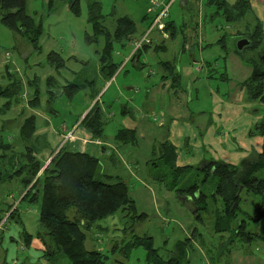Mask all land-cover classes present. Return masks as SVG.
<instances>
[{
    "label": "crops",
    "instance_id": "obj_1",
    "mask_svg": "<svg viewBox=\"0 0 264 264\" xmlns=\"http://www.w3.org/2000/svg\"><path fill=\"white\" fill-rule=\"evenodd\" d=\"M168 1L155 0V7L150 9L152 14ZM178 1L185 12L193 14V11H198L199 16L214 19L210 15L214 8L207 7L206 0H176L172 7ZM240 1L227 0L232 12L239 13L241 7L245 6L243 21H228L232 24L241 21L245 25L244 32L236 31V35H251L257 25L264 29V0H243L238 4ZM169 18L173 22L171 14ZM175 25L179 31L175 36L171 35L169 41L159 43L156 36L150 47L144 48L139 58L131 61L128 57L132 42L141 37L139 35L145 29L137 31L130 48H117L115 53L116 57L121 58V65L109 80L105 78L100 62L105 45L99 47L95 44L99 43L96 31L92 39L89 38L90 46L84 49H77L75 41L73 48H69L62 44L63 38L45 34V31L39 38V50H35L31 44L32 48L12 44L11 48L0 49V85L15 88L9 96L0 95V132L7 133L12 145L7 158L1 162L7 176L0 185L1 214L7 206L8 209L11 207L17 196H20L18 202L33 205L22 201L28 189L21 184L20 178H8L24 164L22 160L27 149H35L38 159L48 165L60 149L67 146L98 158L104 174L125 179L139 212L147 214L148 219L151 214H157L165 221L171 219L176 225H181L186 234L192 232L195 225L193 215L174 191L151 180L149 162L158 159L160 146L169 142L176 148L177 166L189 169L185 173L186 180L196 170L204 172L198 169L204 162L223 161L237 166L253 153L262 152L264 138L254 134L253 127L264 117L257 109L258 105L254 104L260 101H251L242 86L252 75L253 66L232 55L226 46V36L215 40L222 56L213 57L206 50L217 47L214 48V43L205 44L203 31L197 30L199 25L196 30L186 24ZM16 38L8 37L13 43L18 41ZM51 52L58 53L64 59L63 68L57 69L48 62L47 57ZM169 54L171 59L164 60ZM152 60L162 70L158 67V71L155 70ZM223 61L224 65L218 64ZM167 63L177 71L180 77L177 83L167 77ZM129 64H132V69L127 71ZM146 68L149 69L147 74L144 72ZM231 68L238 74L234 72L232 76ZM122 74L124 77H121ZM50 78L49 88L47 81ZM71 83L78 84L81 90L69 98L63 93V88ZM37 87L41 93L38 106L34 107L32 101L36 97ZM95 106L101 108L105 121L100 137H94L83 123ZM32 117L36 131L31 139L25 140L21 131ZM122 129H133L135 141L126 143L119 139L118 134ZM12 134L15 136H10ZM28 142L36 145L28 146ZM18 213L19 222L22 216L20 211ZM123 216L121 213L99 222V231L105 229L102 233L108 237L122 235L119 229ZM19 232L15 227L9 229L4 245L18 239L22 241ZM104 242L102 240L100 244ZM31 254L30 259L43 256V253Z\"/></svg>",
    "mask_w": 264,
    "mask_h": 264
},
{
    "label": "trees",
    "instance_id": "obj_2",
    "mask_svg": "<svg viewBox=\"0 0 264 264\" xmlns=\"http://www.w3.org/2000/svg\"><path fill=\"white\" fill-rule=\"evenodd\" d=\"M241 1L238 4H241ZM60 3L68 5L75 16L82 12L81 0H49L48 11H54ZM206 4L207 7L214 8L216 14L222 11L227 21H239L245 12V6L241 7L239 13L232 12L227 0H206ZM89 14V20L96 31V39L99 37L105 39L100 62L102 72L109 80L114 77L121 65V62H115L113 59L114 44L121 43L125 46L127 42H132L138 31L137 24L132 17L123 16L117 19L115 29L111 31L106 25L104 20L106 16L102 14L98 2L89 6ZM0 21L14 34L26 38L35 50L40 49L38 42L44 26L35 16L29 14L27 0H0ZM167 30L171 31L172 36L179 31L175 23L170 21L167 23ZM245 37L251 41V45L242 51L236 48L235 52L246 62L251 63L253 73L242 86L251 101H260L264 104V29L257 25L255 32ZM150 45H145V48ZM247 50L255 52L247 58L243 56V52ZM141 51L132 58V61L139 58ZM47 60L57 69L65 66L64 59L56 52H51ZM167 66L169 70L167 77L173 83H177L180 79L177 71L172 64L167 63ZM51 80L50 78L47 81L49 88ZM80 90L78 84L71 83L63 88V93L72 98ZM13 91L14 87L3 88L0 85L1 96H9ZM40 93L37 87L36 97L32 101L34 107L38 106ZM83 123L94 137H100L105 124L101 108L95 106ZM35 131V119L32 117L26 121L21 135L25 140H29ZM253 133L264 138V120L254 126ZM118 137L126 143L134 142L135 131L122 129ZM11 149V143L5 139L3 132H0V161L7 158ZM36 154L35 149L28 148L22 160L24 164L8 178L19 177L21 184L28 189L22 201L39 205L40 228L37 237L44 244L43 256L63 254L72 264H108L107 253L87 248L88 232L95 226L100 227L99 222L121 213L126 220L124 235H128L129 231L134 233L135 227L148 219L147 214L139 212L136 202L130 195L128 183L104 174L98 158L88 153L74 151L67 146L62 147L48 165L38 159ZM253 154L237 166L215 161L203 169L206 177L202 183H206L211 174L218 179L211 196L203 192L199 183L181 186L189 169L177 166L176 148L169 142H164L160 146V157L149 162L151 180L174 191L182 204L190 208L197 222L205 223V215H209L213 201L222 202V205L213 211L214 234L222 238L227 236V241L222 244L220 257L230 256L239 246L264 245V175L260 176V173L264 172V146L261 153ZM6 177L0 162V185L7 179ZM243 191L258 197L251 213L245 212L240 204ZM211 197L214 198L213 201ZM2 218L1 214L0 221ZM192 235L176 244L174 254L169 259H164L159 254L154 245V238L147 235L133 234L130 240L115 243L112 252L115 254L121 246L124 256L129 259L136 251L143 249L146 253L145 264H191L189 254L195 246L193 237L203 238L198 229H195ZM30 239L32 235L26 234L27 246ZM210 257L212 260L215 258L213 255ZM214 261L212 262L215 264Z\"/></svg>",
    "mask_w": 264,
    "mask_h": 264
},
{
    "label": "rangeland",
    "instance_id": "obj_3",
    "mask_svg": "<svg viewBox=\"0 0 264 264\" xmlns=\"http://www.w3.org/2000/svg\"><path fill=\"white\" fill-rule=\"evenodd\" d=\"M27 1L29 14L35 16L37 21L43 23L45 34L51 35L56 38H63L62 40L65 44H62L65 46H69V48H73L75 41L77 49H84L86 46H90L89 38L92 39L95 30L93 27V23L89 21V6L95 2L100 3L102 14L106 16L104 20L106 21V25L111 29V31H114V27L118 18H121L123 16H130L135 20L138 31H143L145 29L144 32L139 36H143L146 33L148 27L150 26L149 24L153 21L156 14L158 13L154 11V14H152L150 10L152 7H155V0H81L82 12L79 16H75L74 14H72L69 10V7L61 3L56 6L54 11L49 12V0ZM171 1L172 7L176 0H169V2ZM171 7L170 14L175 24H177L178 26H185L186 24L187 26H190V28H195V30L196 26L198 27L199 25V28L197 30L203 31L205 44L214 43V48L217 47V50H212L211 48H209V50H206L207 53L212 54L213 57L222 56L221 48L220 46H218V43L216 44L215 40H218L217 38L226 36V46L228 50L231 51L232 55L234 54L237 59H239V61H242V56L237 53L236 55L234 53V50L237 48V44L240 39H248L247 37H245V35H236V31L241 34L244 32L245 25L241 22L243 20L234 24L229 23L223 12L221 11L219 14H216L215 9L210 12V15H215L214 19H211L213 17L210 16L207 18L204 15L199 16L198 11L197 13L193 11V14H190L188 12H185L183 8H181L180 1L176 2V4L172 8ZM193 15H195V17ZM227 25H229V27H227ZM8 37H17L16 39H18L19 42L16 41V43H13L9 41ZM155 37L157 41H159V43L163 41L167 42L171 39V34L168 31V38H165L164 35H162L160 32L154 31L151 34V39L154 41ZM98 41L99 43L95 42V44H98L99 47H102V45L104 46L105 39L103 37H99ZM93 43L94 42H91V44ZM179 43L180 40L177 41V44ZM12 44H16V46L20 44L22 47L28 45L32 48L26 38L22 36L13 35L7 28H5L0 23V49L3 50L11 48ZM95 44H93L92 46H95ZM128 46L129 48L131 47L130 42H127V45L125 46H123L121 43H115L114 52H116L117 48L122 50V48H128ZM144 48L145 46L142 48V50ZM254 52L252 50H247L245 51V53L243 52V56L245 55V57H249ZM113 59H115V61H121V58L116 57V53L114 54ZM169 59H171L170 54L166 55V59L164 60ZM129 60L132 61L133 59L131 58ZM152 62V67L155 70H157L158 68L162 70V67H160L157 62L153 60ZM228 63L232 66L231 62ZM218 64L224 65L225 62H219ZM246 64L247 63L245 62V65ZM131 66L132 64H129V66L127 67V71L132 69ZM148 70L149 69L146 68V70L144 71L145 74L148 73ZM230 70L232 76H234V72L238 74L236 71H233L232 68ZM121 77H124V74H122ZM254 104L258 105L256 107L257 109H259L260 113L264 117V104L260 102ZM3 136L6 140H8L9 137L6 132H3ZM10 136L15 135L12 134ZM27 144L28 146L36 145V143L34 142H28ZM0 162H2V160ZM260 174V176H263L264 172H261ZM205 177L206 173L201 170H196L191 178H189L188 180H186V178L182 180L181 186L193 184L194 182H196L201 184L203 192L211 196L217 186L218 179L211 174L210 176H208L207 182L202 183ZM210 199L211 201L214 200V198L212 197ZM19 200L20 196H17L15 202L11 205V207L8 209L7 206L5 208L6 210L3 211L4 213H2V220L4 218L5 220H7L3 224V228H0V264H4L6 262L7 264H72L69 258L63 254H57L53 257H32V259H30V257L32 256V252L43 253L44 248L42 240L37 237V233L40 228V208L39 205H29L26 202H18ZM257 201L258 197L254 194H249L246 191L242 192L240 204L245 212H253L254 206ZM221 205L222 202L220 200H217L215 202L213 201L209 215H205V223L202 224L194 220L195 225L193 226L192 232L190 234H186L182 230L183 227H181V225H176L173 220L168 219L167 221H165L164 217H160L157 214H151L149 219L142 223H139L135 227L134 233L129 231L128 235H124L123 229L126 226V220L123 216L120 227L121 229H119L122 235L118 237H108L107 235L102 233L105 229H100L102 231L100 232L99 227L95 226L92 230L88 232L87 248L89 250H102L107 253L109 255L108 264H145L146 253L143 249H139L134 253L131 258L127 259L121 251V246L118 252H116L115 254L112 252L115 243H122L123 241L130 240L133 234H137L139 236H151L154 238V245L155 248L159 250V254L164 259H169L174 254L176 244L179 241L185 240L187 237L193 236V231L195 229H198L199 231H201L203 238L200 239L201 237H193V239L195 240V246L189 254L191 264H210L209 261L214 264L212 262L213 260H215V264H264V245L262 244L250 247L239 246V248L234 250L230 256H219L222 244L227 241V236L222 238L221 236L214 234L213 211L215 210V208L220 207ZM184 207L189 211L191 215H193L192 211L188 206L184 205ZM18 211H20L22 216V219L19 222L17 221V217L19 216ZM10 215L12 216V218L10 217ZM1 223L2 222L0 221V224ZM14 227L20 231L19 236L22 237V241H19L18 239L14 242H9V244L5 246L4 239L6 238L9 229H14ZM26 234L32 235V239H30V241L28 242L29 246H27L25 242ZM102 240L105 241L104 244H100ZM20 245H22V249L18 250V247H20ZM211 255H213V258L215 257L213 260L210 257Z\"/></svg>",
    "mask_w": 264,
    "mask_h": 264
},
{
    "label": "built area",
    "instance_id": "obj_4",
    "mask_svg": "<svg viewBox=\"0 0 264 264\" xmlns=\"http://www.w3.org/2000/svg\"><path fill=\"white\" fill-rule=\"evenodd\" d=\"M171 2H165L162 7L159 9L158 13L156 14L155 18L153 19L151 25L148 27L146 33L139 37L138 39L132 42V51L128 60L133 58L145 45L152 44L151 34L154 31L160 32L164 35L165 38H168V30H167V23L169 22L170 17V7ZM157 8L160 7L159 2L156 3ZM41 174V173H40ZM7 220V219H6ZM5 218L1 221L0 228H3V224L5 223Z\"/></svg>",
    "mask_w": 264,
    "mask_h": 264
},
{
    "label": "water",
    "instance_id": "obj_5",
    "mask_svg": "<svg viewBox=\"0 0 264 264\" xmlns=\"http://www.w3.org/2000/svg\"><path fill=\"white\" fill-rule=\"evenodd\" d=\"M250 44H251V41L249 39H246V38L240 39V41L237 44V49L239 51H242L247 46H250ZM210 164H211V162H204L203 164L200 165V168L206 169Z\"/></svg>",
    "mask_w": 264,
    "mask_h": 264
}]
</instances>
